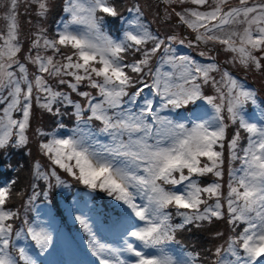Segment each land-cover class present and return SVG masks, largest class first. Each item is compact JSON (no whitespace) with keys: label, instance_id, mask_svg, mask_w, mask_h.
Here are the masks:
<instances>
[{"label":"snow or ice","instance_id":"6c2138e0","mask_svg":"<svg viewBox=\"0 0 264 264\" xmlns=\"http://www.w3.org/2000/svg\"><path fill=\"white\" fill-rule=\"evenodd\" d=\"M21 3L25 14L34 7L40 19L51 10V0L2 5L0 149L29 144L34 103L57 117L71 115L75 123L67 132L62 122L51 131L35 130L48 163L34 161L32 177L44 188L33 182L28 195L16 189V178L0 181V264H40L31 246L20 242L30 240L43 254L52 232L28 210H35L39 196L48 201L54 189L70 188L66 177L121 208L116 244L102 243L90 218L76 209L75 220L97 264H264V107L257 92L213 55L219 45L231 53L227 64L264 73V0H159L162 19L175 17V26L194 39L153 31L139 3L125 16L115 0H64L65 15L55 33L37 25L27 52L20 39ZM109 19L121 22L118 35L109 32ZM176 45L203 46L199 55L208 62L179 53ZM146 89L150 96L143 95ZM249 104L256 106L258 120L246 115ZM193 105L197 110L179 119L161 114L190 111ZM230 126L235 131L228 139ZM237 160L239 167L233 165ZM209 176L214 179L205 183ZM18 200L23 203L15 205ZM214 219H226L231 233L210 256L183 246L176 255L170 251L179 244L178 230Z\"/></svg>","mask_w":264,"mask_h":264},{"label":"trees","instance_id":"16d2710c","mask_svg":"<svg viewBox=\"0 0 264 264\" xmlns=\"http://www.w3.org/2000/svg\"><path fill=\"white\" fill-rule=\"evenodd\" d=\"M5 1V0H4ZM154 3H157L159 7H157V12H153L152 20L154 19L155 22L160 24V17L157 15V13L160 14V7L163 8V5L159 3V0H149ZM62 9L60 8V13L63 11L64 6V0H58L57 1ZM5 2H0V15H3L5 12V8L2 6ZM116 5L119 7L120 11L124 14H127V9L131 5L135 3H139L141 7H143L142 0H115ZM188 6V5H185ZM159 10V12H158ZM179 10V8H178ZM31 15L32 17V24L28 27H25L21 22H19L20 25V31L22 28H24L28 35L23 39L20 37V39L24 42L23 45H25V48L28 49L32 33L36 30L37 25L40 26H48L47 23H44V19L37 18L35 16V9L34 7L31 8ZM57 11V3L54 2V0H51V10L48 13V23L49 28H52L57 24L58 16L60 15ZM59 14V15H58ZM151 20V21H152ZM145 22H147L151 29L155 32H159L160 34L164 35L163 32H161L159 29V26H155L148 21H146L145 16ZM154 22V21H152ZM121 24V22L118 19H109L107 23V27L110 30H115L117 33L120 31L122 27L118 26ZM6 25V21L4 19H0V30H4ZM51 26V27H50ZM116 33V34H117ZM52 35V34H49ZM166 35V34H165ZM50 54V53H49ZM23 55L21 53V58H23ZM30 71L34 70L32 66ZM223 67V66H222ZM135 89H133L134 91ZM95 91V90H94ZM93 91V94H95ZM264 93V91H263ZM144 94V93H143ZM73 98H77L76 96H73ZM263 100L264 97L262 96ZM3 107V104H0V108ZM62 111L65 113H71L72 109L71 107H64L62 106ZM35 112V115H40L39 117H34L32 115V120L30 122V129L34 132V140L35 146L30 149H26V147L22 148H12L8 147L5 149H0V181H7L12 178H16L18 180V183L16 185V189H24L25 192L30 195L31 194V184L33 182L37 183L38 190L45 187L43 181H34L32 177V165L33 162L36 160H40V162L46 167L47 166V159L40 153L38 145H39V137L36 136L35 130L37 128H42L45 131H51L52 129L56 128L58 122H62L66 125V128L63 129V131H67L71 127L74 126L75 118L71 115H64L62 117L54 116L38 106L33 104V111ZM18 115V114H17ZM96 126H99V123H96ZM235 131V128L230 126L227 130V138L231 139V136L233 135ZM246 141H242V143H245ZM30 152V155L28 154ZM9 165L11 167H9ZM233 165L236 167H239V161H234ZM228 159H227V148L225 149V164H224V189L223 191L225 194L227 193V182H228ZM62 175H65L61 173ZM69 180V183L71 185L70 188L64 189V188H58L54 189L52 196L50 197V200L45 201L43 199V196H39L35 202V210L29 209L28 215L33 219L34 213L37 212L38 204H48L54 220L58 223L60 227H63L67 230V235L69 238L77 239V242L84 241L83 243L87 242V236L84 233L81 225L78 221H72L70 219V216L67 211V205L68 201L71 200L73 194H76L77 196H84V191H89L85 188V186L78 184L77 182L73 181L70 177H66ZM214 179L213 177H204L203 180L205 183L211 182V180ZM90 192V191H89ZM91 193V200H92V206L93 211L96 215H98L101 220V222L106 223L107 225H111L114 228H121L122 222H123V216L121 215V208L117 206V203L111 198L107 197L106 194L96 191V192H90ZM85 197V196H84ZM27 198V195L24 197V199ZM23 200L15 201V205L22 204ZM173 211V217H174V223H179L180 218L178 216H175V210ZM24 215V209H21V218H23ZM220 232L223 233L222 236L217 237L215 233ZM231 233V228L227 223L226 219L222 220H213L212 223L205 222L200 227H196L194 225H190L186 227L185 229L178 230L176 234V240L179 241V244L172 245L175 249H180L181 246L185 248L186 250L193 251V252H200L202 256H210L209 250L214 251L215 247L218 245H221L224 243V241L227 239L228 235ZM81 235V237L79 236ZM40 264L43 262L41 259H38Z\"/></svg>","mask_w":264,"mask_h":264},{"label":"rangeland","instance_id":"374dc122","mask_svg":"<svg viewBox=\"0 0 264 264\" xmlns=\"http://www.w3.org/2000/svg\"><path fill=\"white\" fill-rule=\"evenodd\" d=\"M58 0H54V2L57 3V11L58 13H60V8L62 9V7L60 6V4L57 2ZM0 2H5L4 0H0ZM233 3L236 2V0H232ZM143 3V11L144 14L146 16V21H148L149 23L153 24V25H157L160 27V31L163 32V34L165 35H169L172 34L173 32H176L177 34L184 36L187 35L189 36V38L194 39V34L190 33V31L185 30L183 27L177 28L175 26V21L176 18L173 17L171 21H166L164 19H162L163 17V8L160 7V24L158 25L157 22H155V20H152V14L153 12H157V7H159V5L157 3H154L152 1L149 0H142ZM31 8H29L28 12L25 14V6L23 3H21L20 7H19V22H21L25 27L30 26L33 22H32V17H30L31 15ZM159 12V10H158ZM59 15V14H58ZM62 15H64L63 11L60 13V15L58 16L61 17ZM128 14H125V16H127ZM48 17V16H47ZM44 18V23L46 22L48 26H46L45 28H47L48 33L49 34H54L55 33V26L52 28H49V23H48V18ZM154 22H152V21ZM31 21V22H29ZM147 23V22H146ZM148 24V23H147ZM43 26V25H42ZM44 27V26H43ZM51 27V26H50ZM122 27V25L120 24L118 26ZM121 30V29H120ZM20 37L21 38H25L28 35V32L22 28L20 31ZM178 52L182 53V54H187V55H194L196 56L197 60L201 61V62H208V61H202L198 58H200L201 56L199 55V52L201 50H205L203 49V46L199 47V48H188L182 45H176ZM24 48V52H27V49L25 48V45H23ZM24 52H22V54H24ZM21 55V54H20ZM213 55L216 56L217 62L220 63L223 67L228 68L230 71L233 72V74L240 79L246 86L250 87L251 89L255 90L257 92V100L258 103L264 107V102H260V98H262V96L264 97V73H259V72H255V71H246L244 70L242 67H240L239 65H231V64H227L226 61L229 59V57L231 56V53L225 52L223 51V49L221 48V46L217 45L215 48V51L213 53ZM205 57H201V59ZM31 69V67H30ZM164 70H170L168 68V66H164ZM219 78V77H217ZM83 90V89H82ZM94 91V90H92ZM208 94H212L211 89H207ZM95 93V91H94ZM145 96H150V90H146L144 92ZM72 96H76V94H72ZM77 98L75 99H81L80 97L76 96ZM74 99V98H73ZM154 99L158 102L159 98L158 97H154ZM201 104H203V102H200ZM251 105V104H249ZM185 107H189V106H185ZM70 108V106H69ZM198 108V105H193V107L191 108V110L187 113L180 111L177 112V110L172 111L169 109H165L162 110L161 114L162 115H168L171 116L174 119H179L181 116H187L189 114H191V112H195ZM204 108L207 109L208 114H211V109L205 104ZM245 112L246 115L253 119V120H258L259 118V112L257 111L256 106L251 107V109L245 108ZM32 115L34 117H39L40 115H35V112L32 113ZM195 118V117H193ZM204 118H207L206 116ZM34 121V119L31 118V121ZM99 123V122H96ZM65 131V130H64ZM68 131V130H67ZM65 131V132H67ZM29 137H30V141L29 144L26 146V149H30L33 148L35 146V141L34 140V132L29 130L28 133ZM239 166V165H238ZM10 180V179H9ZM84 196H77L76 194H73L71 200L68 201V214L70 216V219L72 221H75V215L79 214L76 209L79 208L81 212H83L84 214H86L89 218H90V223L92 225L93 231L96 233L97 238L100 239V241L102 243H109V244H116L119 242V237L115 238L114 235L113 237H111L110 235L105 236L104 232H102V228H103V223L99 222L98 219L96 218V215L93 214V206H92V200H91V193L89 191H84ZM83 197V198H82ZM33 219H39L41 221L45 222V226L49 227L50 226V230L52 232V244L50 245L49 249L47 252L43 253L45 255H48L49 257L53 258L54 263L55 264H90V261H92L94 264H97L95 258L91 255V260L85 258V260H83L82 262L78 261L77 258V247L74 246L71 242L70 239L67 235V231L66 229L62 228H57V224L56 221L54 220L53 216H52V212L51 209L49 207L48 204H42L40 203V205L38 206V215L34 216ZM21 244L25 245V246H31V243L26 240V241H21ZM31 251L33 252L32 248ZM172 253L174 255L178 254V252L176 251H172ZM91 254V253H90Z\"/></svg>","mask_w":264,"mask_h":264}]
</instances>
